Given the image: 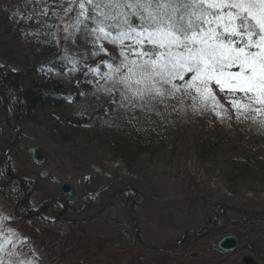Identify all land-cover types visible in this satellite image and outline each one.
<instances>
[{"label":"rangeland","instance_id":"obj_1","mask_svg":"<svg viewBox=\"0 0 264 264\" xmlns=\"http://www.w3.org/2000/svg\"><path fill=\"white\" fill-rule=\"evenodd\" d=\"M7 1L0 0V4ZM73 18L69 19L66 14L61 18V23L67 24L66 32L61 30L68 45L63 55L73 51L92 62L101 61L103 54H92L98 48L74 35L70 27ZM8 31L0 28V62L12 67L11 63L20 59V55L28 57L32 45L22 44L21 40L16 42ZM70 33L77 37L75 44L71 43ZM105 47L109 52L116 51L106 42ZM54 75L64 84H70V76L65 77L64 72H54ZM26 77L30 81L32 74ZM106 87L104 83L97 91L104 100L102 127L117 129L123 122L134 125L131 119L141 116V108L151 106V110L176 121L172 127L174 135L166 137L170 140L169 146L150 148L128 166L116 159L105 143H100L105 141L90 136L61 142L58 136L51 138L53 130L46 121L47 116L40 114L37 118L25 119L21 140L1 167L4 165L26 182L25 186L16 181L21 191L29 193V207L33 211L52 199L67 200L60 185L53 182L54 175L74 189L78 201L72 206L75 210L69 218L71 223L53 222L54 219L46 222L45 219H51L49 213L39 219L21 220L15 216L16 203L0 194V244L6 238L11 239L15 248L10 244L8 249L22 253L19 258L32 260L33 264H244V258L252 256L250 244L239 243L233 254L221 253L215 245L231 232L240 231L235 224L240 223L242 231L258 235L256 232L264 223V114H252L247 119L241 116L237 120L221 96L226 111L217 109L221 113L217 116L210 108H201L198 104L194 108L193 101L179 93L175 99L166 97L163 102L143 107H120L119 94L115 95L113 104V96L104 91ZM82 99L73 105L69 102L68 112L81 109ZM52 113L64 114L60 109ZM166 126L165 122L163 127ZM205 135L224 138L209 156L198 148ZM13 137L14 133L5 127L2 111L0 156ZM236 137L240 139L235 140ZM37 145L46 154L43 165L28 154V148ZM256 150H260L259 161H263L261 170L256 169L244 181H238L235 161L252 156ZM42 170L49 172L48 178L41 177ZM120 187L133 190L135 195L131 200H125L118 193L113 196ZM103 208L100 216L90 220ZM219 211L220 218L213 217L212 221V214ZM132 218L138 222L134 232L144 245L166 250L148 251L129 240V235L132 237L134 233ZM187 231L195 234L190 233L177 246Z\"/></svg>","mask_w":264,"mask_h":264},{"label":"snow or ice","instance_id":"obj_2","mask_svg":"<svg viewBox=\"0 0 264 264\" xmlns=\"http://www.w3.org/2000/svg\"><path fill=\"white\" fill-rule=\"evenodd\" d=\"M63 11L98 48L92 54L111 60L105 73L88 71L108 85L113 104L117 93L120 107L133 108L179 93L217 116L226 111L221 96L237 120L264 114V0H68ZM10 244L15 248L8 238L0 244V264H33Z\"/></svg>","mask_w":264,"mask_h":264},{"label":"trees","instance_id":"obj_3","mask_svg":"<svg viewBox=\"0 0 264 264\" xmlns=\"http://www.w3.org/2000/svg\"><path fill=\"white\" fill-rule=\"evenodd\" d=\"M32 1L36 2V0H10L6 4H0V16H2L0 28L2 30L8 28V33L16 42L21 40L20 42L24 41L32 45L28 57L20 55V59L11 63L14 67L0 62V113L5 103L10 117L18 118L19 122L43 114L47 116L46 121L51 124L50 129L53 130L51 138L55 139L58 136L61 142H68L93 136L99 141H105L100 143H105L115 158L128 166H131L141 154L147 153L150 148L159 149L169 146L170 140L166 137L172 138L174 135L172 127L174 128L173 124L176 121L167 119L155 109L151 110V106L141 108V116L131 119L134 125L123 122L117 129L101 126L104 100L97 91L105 82L88 69L99 68L101 73H105L108 71L105 62L110 63L111 60L104 55L101 61L92 62L93 60L73 51L72 54L63 55L64 48L68 47L67 40L63 38L65 35L59 38L56 33L57 19L63 14L60 10L63 0H41L40 3L36 2L38 9H34L35 5L30 4ZM49 6L52 8L47 16L39 15L41 9ZM87 23L89 28L94 26L90 21ZM73 31L74 35L81 37L75 28ZM54 72H64L67 78L70 76V84H64ZM27 74H32L30 81L26 77ZM82 97V108L68 112L69 102L73 105ZM54 109H60L64 114L53 115ZM165 122L167 126L163 127ZM163 128H166V131L160 133ZM178 128L182 130V127ZM238 139L240 138H235ZM223 141L221 135L215 137L205 135L201 138L198 148L203 155L209 156ZM174 146L175 144L172 148ZM258 152L260 150H256L252 156L249 154L237 158L235 165L239 169L236 173L238 181H244L256 169L261 170L263 161H259L261 159L258 157ZM11 175L9 168L3 165L0 170V183ZM129 192V189H124L119 194L124 198ZM0 194L5 195L13 204L22 198V192L15 182H10ZM23 205L26 206L27 202ZM29 213L21 211L20 215L28 216ZM259 228L264 231V223ZM262 238L264 239V236ZM258 245L260 252L264 251V243Z\"/></svg>","mask_w":264,"mask_h":264},{"label":"water","instance_id":"obj_4","mask_svg":"<svg viewBox=\"0 0 264 264\" xmlns=\"http://www.w3.org/2000/svg\"><path fill=\"white\" fill-rule=\"evenodd\" d=\"M15 143H16V139H15V140L9 145V147H8V149L6 150V152L4 153L3 157H1V159H0V167H1V165H2V163H3V161H4V159H5L4 157L7 155L8 151H9L10 149H13V148H14ZM29 153H30V155L33 157V159H34V161H35L36 163H38V164H40V165H43V164L45 163V160H46V154H45V152H44V149H43L40 145H37V146L34 147V148H32V147L29 148ZM48 175H49V173H48V171H46V170H43V171L41 172V176H42L43 178H47ZM17 180L19 181L18 177H16V176H12V177H10V178L7 179L2 185H0V189L5 188L10 182H12V181H17ZM53 181H54L55 183H58V184L61 183V184H60V190H61L62 193H65V194L68 195V197H69V201H70V202L73 203V202L76 201L77 197L74 195V189H73L68 183L61 182V178L58 177V176H54V177H53ZM122 189H123V187H120V188H119V189L113 194V196H115L117 193H119ZM25 198H26V195L24 196V199H23L22 201H20V203H22V202L25 200ZM47 207H48V205H45V206H44L42 209H40L38 212L33 213L32 215H28V216H20V215L18 214L17 209H16V211H15V214H16V216H17L18 218H20L21 220H28V219H32V218H34V217L40 215L41 213H43L44 210H45ZM103 211H104V208H103L101 211H99V213L96 214L95 216L90 217V220L95 219V218H96L97 216H99ZM128 213H129V215H130V212H128ZM130 217H131V216H130ZM132 219H133V221H134V226H133V232H134V231L136 230V227H137V225H138V222H137V220H136L135 218H132ZM64 220H67V221H69V222H73L72 220H69V219H64ZM83 221H84V220H80L79 222H83ZM189 233H192V231H191V232H190V231L185 232L184 235H183V238L185 239ZM193 234H195V233H193ZM135 238H136V240H137L136 242H137L141 247H143V248L146 249V250H149V251H163V250H166V249H160V248H159V249H156L155 247H151V246L144 245L140 240H138L137 237H135ZM235 246H236V239H235L234 237H232V236H225V237H223L220 241H218V243H217V248H218L220 251L224 252V253H229V252L234 251ZM243 262H244V264H250L251 260H250V258H244ZM251 263H252V262H251Z\"/></svg>","mask_w":264,"mask_h":264},{"label":"flooded vegetation","instance_id":"obj_5","mask_svg":"<svg viewBox=\"0 0 264 264\" xmlns=\"http://www.w3.org/2000/svg\"><path fill=\"white\" fill-rule=\"evenodd\" d=\"M15 118L11 117L7 121H5V127H7L9 130H11V134H13L15 132L16 135H17L18 131L21 130L22 133H20L21 135L19 136V138H21L22 134H23V128H21L22 127L21 126L22 123H20V122L17 123L16 121H17L18 118H16V119ZM16 127H18V128H16ZM2 155L3 154H1L0 159H1ZM5 160H7V157H6ZM12 176H14V175L12 174L11 176H9V178L12 177ZM18 179H19V181H18L19 183H21V184L26 186V182L24 180H21L20 178H18ZM12 182H14V181H12ZM18 182L15 181V183H17V184H18ZM1 184L2 183H0V185ZM18 186L20 188V185H18ZM3 189H0V191H2ZM21 192H22V198L17 201V203L15 205V211L17 209L18 214H20L21 211L25 212V213L32 212L33 210L29 207V202H28V196H29L28 194L29 193H27V191H21ZM136 194L138 195L137 197L140 198V195L138 193H136ZM25 195H26L25 200L22 203H20V201H22L24 199ZM64 195L66 196V199H67L66 201H60V200H57V199H52V200L48 201L47 203H45L41 207V208H43L45 205H48V207L44 210L43 214L49 213L51 215V219H45L46 222H50L52 219L59 221V220H63V219H66V218L67 219L72 218V210H75V209H73L72 206H73L74 203H76L78 201V198L76 199L75 202L72 203V202L69 201V197L66 194H64ZM134 195H135V193L132 190L128 194L126 193L124 198H125V200H128V198H132V196H134ZM25 202H27L26 206L23 205ZM32 214L33 213H29V215H32ZM43 214H41V215H43ZM41 215H38V216H36L34 218L39 219L41 217ZM212 217H214L215 220L218 219L219 212L212 214Z\"/></svg>","mask_w":264,"mask_h":264},{"label":"bare ground","instance_id":"obj_6","mask_svg":"<svg viewBox=\"0 0 264 264\" xmlns=\"http://www.w3.org/2000/svg\"><path fill=\"white\" fill-rule=\"evenodd\" d=\"M3 1H6V0H3ZM8 1H10V0H8ZM31 5H35V7H34V9H38V7L36 6V2H33L32 1V3H30ZM66 7H68V0H63V4L60 6V10L64 13V11H63V9L64 8H66ZM65 14V13H64ZM135 22V21H134ZM20 126V125H19ZM22 127L21 128H23V133H24V125L22 124L21 125ZM16 128H18V127H16ZM17 130V129H16ZM20 133H22L21 132V130L20 131H18V133H17V135L15 134V132H14V136L16 135L17 137H19L21 134ZM128 199H132V198H128ZM100 216V215H99ZM133 221V220H132ZM133 223H134V221H133ZM241 224L239 223V225L238 224H235L234 225V227L236 228V229H239L240 231H238L237 233L236 232H231L229 235H226V236H232V237H234L235 239H236V246H235V249H234V251H232V252H229V253H224V252H222V251H220L218 248H217V244L215 245V248H216V250L217 251H220L221 253H224V254H233V253H235L236 252V250L238 249V246H239V243H242V242H244L245 241V244H250V245H248L249 246V251H251L252 252V256H250L249 258H250V260H251V262H250V264H261V263H264V254H262V252H264L263 250H261V252H260V250H259V245H258V243H264V239L262 238L264 235V231L262 230V229H259L258 228V230H257V232L256 233H258V235H253V231H248V232H245V231H242V228H240V227H243V226H240ZM137 228V227H136ZM242 231V232H241ZM240 232V233H239ZM193 233H195L194 231H192V234ZM204 233H206V232H204ZM190 234V233H189ZM188 234V235H189ZM263 235V236H262ZM262 236V237H261ZM135 237H137L138 238V240L140 239V236H139V234L137 233V232H134V233H132V237H131V235H129V240L131 239V241H133V242H135V241H137L136 240V238ZM225 237V236H224ZM259 237H261V238H259ZM252 238V239H251ZM254 238V239H253ZM222 239V238H221ZM185 241V239L184 238H182L178 243H177V246H179V245H181V244H183V242ZM137 243V242H136ZM146 250V249H145ZM149 251V250H148ZM255 254V255H254Z\"/></svg>","mask_w":264,"mask_h":264}]
</instances>
